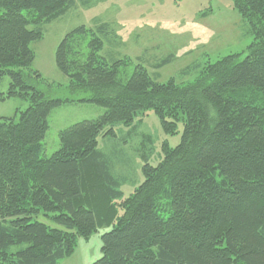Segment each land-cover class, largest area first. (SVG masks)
<instances>
[{"label":"trees","instance_id":"16d2710c","mask_svg":"<svg viewBox=\"0 0 264 264\" xmlns=\"http://www.w3.org/2000/svg\"><path fill=\"white\" fill-rule=\"evenodd\" d=\"M77 1L89 4L0 0V82L9 79L0 99L27 103L0 117V264H58L102 229L90 264H264V0H232L253 35L245 55L190 65L184 73L197 74L185 83L158 82L140 63L121 76L130 59L101 54L110 24L94 18L95 29L73 28L54 53L77 96H52L36 85L31 44ZM72 101L104 110L60 129L48 156L47 115ZM149 110L165 133L182 125L180 141L156 164L145 160L142 181L124 196L118 156L98 143Z\"/></svg>","mask_w":264,"mask_h":264},{"label":"rangeland","instance_id":"374dc122","mask_svg":"<svg viewBox=\"0 0 264 264\" xmlns=\"http://www.w3.org/2000/svg\"><path fill=\"white\" fill-rule=\"evenodd\" d=\"M87 6L78 1L60 18L41 25L42 33L32 42L34 51L32 69L39 73L38 89L52 96L75 98L66 89V77L57 69L54 53L58 43L73 28L96 26L94 18L108 22V33L103 37L101 54L111 59H124L120 75L127 76L136 63L142 64L151 78L176 83L192 81L197 71L184 73L185 68L214 62L231 53L245 55L253 40L249 23L234 8L232 0H89ZM76 41V40H75ZM77 51L84 43L77 40ZM169 61L160 66L161 60ZM123 61V60H122ZM128 64H127V63ZM186 72V70H185ZM9 79L0 82L5 93ZM27 103L20 98L0 99V117L16 116ZM104 109L89 102H64L47 115L48 129L44 144L46 155L58 148L57 133L77 121L92 119ZM17 117V116H16ZM135 128L115 126V136L102 138L98 147L113 158V169L123 180L121 190L129 195L142 181L144 161L156 164L163 156L164 147H174L180 141L182 125L175 134L165 133L153 111H145L135 119ZM115 159V160H114ZM105 230L93 233L88 240L79 238L74 252L58 264H90L100 256V236Z\"/></svg>","mask_w":264,"mask_h":264}]
</instances>
